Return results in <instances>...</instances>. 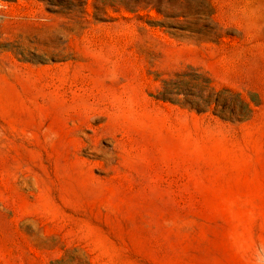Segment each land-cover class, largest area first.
Instances as JSON below:
<instances>
[{"label":"rangeland","instance_id":"obj_1","mask_svg":"<svg viewBox=\"0 0 264 264\" xmlns=\"http://www.w3.org/2000/svg\"><path fill=\"white\" fill-rule=\"evenodd\" d=\"M0 264H264V0H0Z\"/></svg>","mask_w":264,"mask_h":264}]
</instances>
